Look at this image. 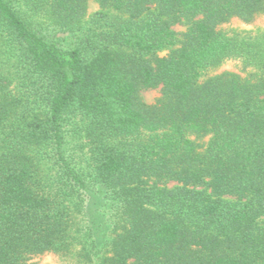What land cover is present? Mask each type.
Segmentation results:
<instances>
[{
  "label": "trees",
  "instance_id": "16d2710c",
  "mask_svg": "<svg viewBox=\"0 0 264 264\" xmlns=\"http://www.w3.org/2000/svg\"><path fill=\"white\" fill-rule=\"evenodd\" d=\"M96 1L0 0V264L69 252L93 196L111 238L83 264H264V33L218 30L264 0Z\"/></svg>",
  "mask_w": 264,
  "mask_h": 264
},
{
  "label": "rangeland",
  "instance_id": "374dc122",
  "mask_svg": "<svg viewBox=\"0 0 264 264\" xmlns=\"http://www.w3.org/2000/svg\"><path fill=\"white\" fill-rule=\"evenodd\" d=\"M101 11L109 14L111 13L106 9H102L96 0H86V12L82 18V23L85 24L90 22L92 17H94L97 12ZM200 17L201 16L198 15L194 19H198ZM194 19L182 18L179 22L172 25L177 45L184 40V33ZM218 30L230 36L237 34L241 37L257 39L258 37H261L260 35L262 33H264V12L257 14L251 21L247 22L239 19L238 17H231L228 21L219 24ZM168 53L169 50H162L157 53V56H165ZM243 66L244 65L241 60L230 59L224 61L216 67L213 72L220 73L223 71H229L246 78L249 73H251V68H244ZM137 97L142 103L153 105L162 97V88L159 86L157 88L140 89L137 92ZM70 140H72L71 146L74 149L76 144L82 143V139H78V137H71ZM206 140V137L198 138L197 142L205 143ZM76 150L78 151L79 149ZM151 181L152 180H150V183ZM158 184L159 186L167 188H173L177 185L174 181L159 182ZM99 197L100 196H93V202H91L86 209L75 212V224L73 229L75 231L77 230L76 234L79 236L77 238V242L73 243L69 252L64 254H44L31 260L29 264H83V262H85L84 259L81 258V254L84 253L83 251L94 249L98 252V255L103 254L109 246V239L111 238V225L110 219L106 217L103 218L102 212L104 211L103 208L105 207V200L103 198L99 199ZM99 213L102 217L98 216Z\"/></svg>",
  "mask_w": 264,
  "mask_h": 264
}]
</instances>
